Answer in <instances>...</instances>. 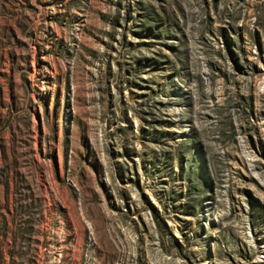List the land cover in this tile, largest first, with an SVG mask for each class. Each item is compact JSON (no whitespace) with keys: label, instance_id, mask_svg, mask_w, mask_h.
Segmentation results:
<instances>
[{"label":"rangeland","instance_id":"1","mask_svg":"<svg viewBox=\"0 0 264 264\" xmlns=\"http://www.w3.org/2000/svg\"><path fill=\"white\" fill-rule=\"evenodd\" d=\"M0 264H264V0H0Z\"/></svg>","mask_w":264,"mask_h":264}]
</instances>
